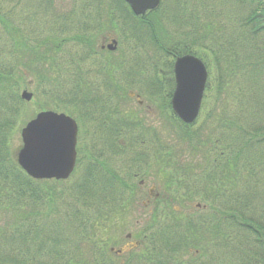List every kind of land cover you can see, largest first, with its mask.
<instances>
[{
  "label": "rangeland",
  "instance_id": "1",
  "mask_svg": "<svg viewBox=\"0 0 264 264\" xmlns=\"http://www.w3.org/2000/svg\"><path fill=\"white\" fill-rule=\"evenodd\" d=\"M46 1L41 0L42 5L27 0H6L4 4L0 1L8 8L6 10L9 11H4L14 19L11 21L22 33L21 36L12 32L11 41H8L6 35L1 33L3 30L0 27V33L3 35L0 41V64L2 67L10 68L15 64L11 55H33L30 50H21L19 38L24 42L38 40L46 35L45 31L49 32L52 29L56 31V43L65 39L60 52H56V91L58 93H61V90L63 93L70 91L74 85V94L70 102L61 103L64 110L60 106L56 110L66 113L72 111L70 114L74 112L80 126L78 144L80 169L77 168L75 175L59 184L51 181L45 184L52 191L56 189L58 198L50 199L54 205H40L37 202L28 204L25 198L24 203L15 207L12 202V209L7 202L0 203V263L48 264L52 261L46 253L32 255L34 242L31 244L24 242L13 234L15 231L12 229L18 224H23V228L26 229H30L33 224L35 229L40 227L41 230L43 226L50 229L51 225L55 224L56 246L67 249L69 254L65 259L73 256L76 258V264H92L93 260L89 257L90 248L96 243L97 234L107 250L111 247L114 250L121 247L126 249L136 241L140 242L136 252L129 251L117 257L119 264L139 261L136 256L144 244L142 236L146 237L164 226L170 228L179 224L184 225L188 223L187 221L197 224L206 216L207 210L196 209L195 206L197 203L206 205L210 201L198 192L195 181L197 177H202L203 171L207 174L202 168V157L207 162L209 156L211 162L213 156L216 157L220 152L221 147H216L215 142L224 131L223 125L234 123L237 103L229 93L235 96L240 87L249 84L253 89H257V98L264 94V67L259 69L254 66L242 67L238 56L247 55L251 59L254 55L251 38L240 33V18H244L250 8L238 5L234 0H161L155 14L161 25L155 26V29L158 41L164 44L159 42L157 45L148 37L149 27L134 16L122 0H93L92 3L89 0H52L54 8L48 6V13H45L46 5H49ZM107 1L115 13L110 17ZM52 13H55V16ZM85 20L90 21V32H95L93 35L84 33ZM237 31V55L234 56H237L240 68L236 64L232 65L230 56L225 65L213 66L210 71L208 69L211 90L204 93L205 98L197 121L190 126L180 124L172 116L171 108L168 106L169 98L164 97L165 93L167 95L169 90H173V87L170 85L167 88L165 78L160 77V72H166L165 75L170 79L173 76L166 63L167 55L162 48L165 49L168 44L182 39L196 40L200 37V45L206 42L207 45L204 46L214 50L218 44L224 47L229 42V35L234 38ZM108 33L115 34L118 41L116 52H109L110 50L100 47L102 37ZM74 34L79 35L81 39L74 40L72 38ZM210 35H213V39L209 38ZM141 44L146 51L145 54L141 53ZM171 59L170 56L169 60ZM205 59L212 58L207 56ZM248 62L252 63L249 59ZM28 65L22 60L20 65L18 64V71H32L35 80L37 72L44 74L47 71V61H41L30 68ZM157 76L162 79L163 84L159 83ZM32 79L29 74L26 80L28 84L19 90V94L23 90L33 93ZM220 82H226L225 88L229 90L221 91ZM81 91L84 92L83 95ZM36 93L43 106L37 104L39 101L36 97L35 99L31 97V100L25 103L24 112L17 121L16 134L8 143L9 148L10 143L12 148L20 146V127L39 109L47 107L44 104L47 103L48 97ZM136 95L142 100V105H138ZM89 100L91 103H88ZM1 104L0 90V121ZM201 139L207 142L203 143ZM105 162L109 163L110 168L105 166L107 164ZM87 163L92 164V168L95 167L96 176L93 181L98 180L96 186L98 183L102 185L113 183L115 186V182L109 180L113 175L126 179L129 186L136 185L130 188L133 192L121 187L123 185L119 183L118 192L110 191L112 194L107 195V201L116 202L115 199L119 197L117 203L120 206L118 210L112 212L111 215H115L112 219L109 217V210L101 213L100 215L104 217L100 219L105 220L99 225H95V221L98 220L95 218L100 211L92 209L96 201H91L98 197H90V208L87 207L88 203L86 204L84 198L77 201L78 189H84L81 186L86 187V184L92 183L86 175L81 181ZM16 174L20 178L18 182L23 183L24 174L20 175L18 172ZM141 181L142 184L139 186ZM8 184L9 179H0V199L3 197L2 191ZM156 194L164 196L163 204L155 202ZM52 196L54 198L55 193ZM167 204L171 206L173 212L166 207ZM68 205L71 207H67ZM72 208L79 209L80 215L85 214L86 220L82 218L83 228L81 218L78 217L77 222ZM23 209L26 211L32 209L33 212L26 215ZM19 210L22 211L21 214L16 213ZM28 215L30 217H27ZM97 226L101 228L100 234ZM29 235L40 236L35 232ZM86 239L89 245L85 248ZM49 243L50 241L47 245Z\"/></svg>",
  "mask_w": 264,
  "mask_h": 264
},
{
  "label": "trees",
  "instance_id": "2",
  "mask_svg": "<svg viewBox=\"0 0 264 264\" xmlns=\"http://www.w3.org/2000/svg\"><path fill=\"white\" fill-rule=\"evenodd\" d=\"M0 1L4 4L6 0ZM27 1H34L37 2V5H42L41 0ZM234 1L238 3V5L242 4L245 5L246 8H250L249 13H247L244 18H240V33L242 35H248L251 38L254 55L251 59L247 55H238L241 59L242 67L254 66L258 69L264 67V0ZM46 2H48L49 5H46L47 11H45V13H48V6L54 8V5L52 4V0H47ZM2 4L0 3V27L3 30L1 33L6 35L8 41H11L10 34L12 32L17 35L19 33L21 36L22 33L11 21L14 19L9 17L8 12L4 11L8 8ZM107 5L109 7L110 17L115 13L110 7L109 1H107ZM156 12H158L157 9L137 18L149 27L148 37L153 43L158 45L159 42H163L160 40L158 41L156 37L158 34L156 33L155 26L161 25L159 19L155 17ZM52 14L55 16V13ZM152 15H154L153 18ZM199 19L198 16V20ZM45 32L46 35L40 37L38 40H29L30 42H24L19 38L20 45L22 46L21 50H30L33 54L32 56L11 55V59L14 60L15 64L10 66V68L2 67L0 64V90L2 93L0 173H3L0 177L9 179V184L5 190L2 191L3 201H0V203L7 202L11 205V209L12 202L14 203V207L25 201H27L28 204L37 202V204L40 205L44 204L50 206L53 204L50 199L58 198L56 189L52 191V189L45 186L49 181L30 179L19 168L15 160L17 147L14 146L12 148V143H10L9 152L7 150L8 147L7 149L5 148V138L10 137L11 139L14 137L13 135L16 134L17 121L24 112L26 102L20 98L19 90L27 86L28 82L26 80L29 74L33 77L31 80V83L34 85L33 99H35V97L37 98L39 101L37 104L40 103V100L36 92L43 97H48L47 103L44 104L47 107L41 109L51 107V109L56 110L58 105L64 109L61 103H63V101L66 103L70 102L73 98V87L70 91L64 93L63 90H61L60 92L62 94L56 91V31L51 29L49 32ZM1 33L0 41L3 39ZM237 35L238 31L234 35V38L232 35H229V42L224 47L218 44L217 47L213 48L214 50L204 46V44L207 45L206 42L200 45V37L196 40L182 39L181 41L170 43L166 46L167 48H162V50L166 55L194 53L202 56L203 59L207 56H211L212 59H205L209 68L225 65L231 56L232 65L236 64L240 68L236 60L237 56H234L237 55ZM72 38L76 40L75 37ZM209 38L213 39V35H210ZM24 39L27 40V38ZM59 47L60 46H58V48ZM140 48L141 53L145 54L146 51H144L143 44L140 45ZM7 53H5V55H7ZM248 59L252 63L248 62ZM22 60H25V65L29 64V68L32 65L39 64L41 61H47V71H45L44 74L37 72V78L35 80V75L31 69V72L27 70L23 72L18 71V64L20 65ZM81 80L83 84V79L81 78ZM45 82L47 83L46 85L44 84ZM219 85L221 91H226L228 89L225 88L227 86L226 82H220ZM216 88L219 92L217 86ZM206 90L210 92L211 82L208 83ZM256 90L257 89H253L251 85L246 84L243 85V88L240 87L235 92V96L229 93L231 98L237 103L234 123L223 125L224 131L222 135L216 138L215 146L221 147L217 156H213L211 162L209 156H207V162H205V159L202 157V168L205 169L207 174L203 171L202 177H197L195 183L197 184L196 186H198V192L206 198V200L210 201L204 208V210H207V213H205L206 216L201 218L197 224L187 221L188 223L184 225L179 224L171 226L172 228L164 226L157 232L151 233L143 240L144 244L140 248L139 255L136 256V259L139 258V261L135 260L133 263L130 261L125 264H264V94L260 98H257ZM83 93L84 92L81 91V95H83ZM39 105L43 106L41 103ZM257 118H259V120H257ZM201 141H203V143L207 142L203 139H201ZM209 146L211 148H216L212 145ZM17 172L20 175L24 174L25 179H23V183L18 182L20 178L16 174ZM86 173L87 178L92 183L91 185L86 184V187L81 186L84 187V189H78V193H76L77 201L84 198L86 204L88 203L87 207H89V205L91 206V203H89L91 196L94 198L98 197L95 199H100L101 202L95 199L91 200L96 201L92 209L100 211L95 218V220L98 219L95 221V225H99V223L105 220L100 219L104 217V215L103 217L100 215L104 213V211H110L109 217L111 219L115 216L111 214L113 211L118 210L120 206L117 203L119 197L115 199L116 202H110L107 201V195L112 194L110 192L111 190L118 192V187L120 186L116 183L115 186L113 183L104 185L98 183L99 185L96 186L95 183L98 180L93 181L94 176H96L94 167L88 169ZM113 177L109 178L110 182L111 179L119 180L116 175H113ZM41 184L43 186H40ZM129 190L133 192L132 189ZM53 193H55L54 198L52 196ZM155 199L159 200L160 198L155 197ZM167 199L169 198L167 197ZM169 204H167L166 207L171 209ZM67 207H71V205ZM23 210H25L26 215L28 212L30 214L33 212L32 209L29 211H26V209ZM71 210L75 212L76 220L78 217L81 218L82 227V218L84 221L86 220V216L84 217L85 214L80 215L79 209L74 210L72 208ZM171 211L173 212L172 209ZM21 212V210L16 211L18 214H21ZM85 213H87V211H85ZM27 217L30 216L28 215ZM100 220L101 222H99ZM100 229L101 228L97 226L98 233ZM12 230L15 231L13 234L17 235L24 242H30V244L34 242L35 246L33 247L34 251L32 255H39L42 253L49 255L52 261L48 264H56V260H58V264H76V258L74 259L73 256L65 259L69 254L67 249L62 246H56V237L54 236L56 235L55 224L51 225L50 229H46L45 226H43V230H41L40 227L35 229L33 224L30 229L23 228V224H18L15 225V229ZM34 232L40 236L32 237L29 235ZM98 236L97 234L95 237L97 239L95 240L96 243L90 248V258L93 260L92 264H119L117 257H121L124 253L129 251L125 250L122 251V253L112 254V252L110 253L109 250L106 249L104 242L100 241ZM48 241H50L49 245H47ZM87 241L88 239L85 241L86 244H88ZM137 249L139 248H135L134 250L131 249L129 253L136 252ZM177 253H179V255Z\"/></svg>",
  "mask_w": 264,
  "mask_h": 264
},
{
  "label": "water",
  "instance_id": "3",
  "mask_svg": "<svg viewBox=\"0 0 264 264\" xmlns=\"http://www.w3.org/2000/svg\"><path fill=\"white\" fill-rule=\"evenodd\" d=\"M135 15L155 9L159 0H125ZM176 88L171 104L183 122L197 117L201 105L207 72L204 64L192 55L175 61ZM22 97L29 100L30 93ZM77 127L70 117L54 111H41L21 130L22 146L17 151V162L31 177L65 179L73 169Z\"/></svg>",
  "mask_w": 264,
  "mask_h": 264
},
{
  "label": "flooded vegetation",
  "instance_id": "4",
  "mask_svg": "<svg viewBox=\"0 0 264 264\" xmlns=\"http://www.w3.org/2000/svg\"><path fill=\"white\" fill-rule=\"evenodd\" d=\"M101 43H102L100 46L101 49H104V48L108 49V50H110L109 52H116L118 49V42H117L114 34L108 33L107 35L103 36ZM171 94H172L171 91H169L167 93V97H169V102H170ZM136 98H137L138 105H142L143 104L142 100L139 99L138 96H136ZM141 184H142V181L138 185L140 186ZM159 196H160L159 194L155 195V197H159ZM149 197H150V195H149ZM149 197H148V199H149ZM155 197H154V199H155ZM160 200H163V196H161ZM155 202H158L157 199H155ZM123 250H125V249H123Z\"/></svg>",
  "mask_w": 264,
  "mask_h": 264
},
{
  "label": "bare ground",
  "instance_id": "5",
  "mask_svg": "<svg viewBox=\"0 0 264 264\" xmlns=\"http://www.w3.org/2000/svg\"><path fill=\"white\" fill-rule=\"evenodd\" d=\"M87 34H90V35H93L94 34V32L92 31V32H90V31H87L86 32Z\"/></svg>",
  "mask_w": 264,
  "mask_h": 264
}]
</instances>
